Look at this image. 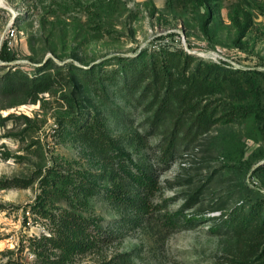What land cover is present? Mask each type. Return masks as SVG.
<instances>
[{"label":"rangeland","instance_id":"374dc122","mask_svg":"<svg viewBox=\"0 0 264 264\" xmlns=\"http://www.w3.org/2000/svg\"><path fill=\"white\" fill-rule=\"evenodd\" d=\"M186 1L2 0L0 86L12 70L33 75L46 65L58 83L36 103L0 110L7 116L0 121V178L35 176L29 187L0 191V202L6 205L0 210V252L14 248L24 236L48 231L47 221L31 212L30 204L40 192V169L45 172L58 161L94 178L98 191L80 211L111 234L70 264H236L234 258L243 256L244 238L239 241L230 231L213 227L221 220L218 206L231 210L264 195V17L241 0H209L210 7L204 4L199 12L185 7ZM244 10L252 12V24L239 43L231 15ZM160 48H182L195 62L261 72L256 114L215 123L205 131H197L184 116L180 147L165 162L162 147L179 107L173 100L169 110L155 114L164 92L155 96L148 75L139 73L137 83L127 76V86L123 77H108L104 90L94 84L75 93L63 75L70 73L71 65L97 66L112 74L119 58L145 59ZM8 97L0 94V107L9 104ZM207 102L217 106L218 115L232 105L251 104L240 91L209 96ZM81 108L88 114L100 111L106 131L121 149L158 175L159 189L149 213L112 201L108 194L114 187L115 162L103 160L77 133L62 128L61 122ZM66 202L55 199L59 207H67ZM170 216L175 220L170 222ZM5 258L0 253V263ZM27 260L33 262V255L27 254Z\"/></svg>","mask_w":264,"mask_h":264},{"label":"trees","instance_id":"16d2710c","mask_svg":"<svg viewBox=\"0 0 264 264\" xmlns=\"http://www.w3.org/2000/svg\"><path fill=\"white\" fill-rule=\"evenodd\" d=\"M241 2L264 17V4L252 3L250 0ZM184 4L197 12L204 4L210 7L209 0H187ZM231 21L237 28L236 41L240 43L252 24V12H235L231 15ZM209 22L210 18H207L202 24L204 30H208ZM9 58L12 57H7ZM147 65L149 68L146 70L144 68ZM70 67V73L63 75L72 83L73 93L80 92L79 89L83 86L94 84L103 89L108 77H123L127 86V76H130V81L136 80L137 83L141 82L139 73H144V77L148 75L155 96L164 92L155 114L159 116L169 110L175 100L179 107V116L162 147L161 158L165 162L172 160L180 147L179 135L184 127L181 119L184 116L190 118L197 131H205L215 123L226 124L250 119L257 112V104L254 103L260 92L258 75L261 72L252 69L232 70L202 60L195 62L194 56L182 48H160L145 59L130 61L119 58V66L112 74L109 71L103 72L97 66L85 69L72 65ZM39 71L33 75L19 69L10 71L2 81L0 94L9 96L11 101L0 107V110L25 102L36 103L41 100L42 93L52 91L58 83L56 75L48 65ZM58 73L62 75V72ZM238 91L246 94L251 104H235L218 115L217 106L211 107L208 102L203 103L209 96ZM6 117L0 113V121ZM61 126L65 132L77 133L87 141L92 149L100 153L103 160L115 162L116 168L112 173L114 187L109 189L108 194L112 201L141 214L149 213L153 206L152 197L159 189L158 175L136 163L128 152L121 149L118 140L106 131L100 111L88 114L83 108L78 109L76 114L62 121ZM116 175L119 179H116ZM37 177L40 192L30 204V211L47 221L48 231L40 235L24 236L14 248L0 252L6 257L0 264H70L77 254L91 251L111 238V234H105L93 219L84 216L80 211L89 205L90 198L98 191V186L89 172L75 169L68 162L56 161L45 172L40 169ZM34 180L35 176L1 177L0 191L14 187L26 188ZM56 198L67 201L68 206H56ZM5 208V203L0 202V210ZM217 209L221 210V220L213 228L226 229L238 237L239 241L244 238L243 244L248 247V253L246 247L243 256L237 255L234 258L235 263L264 264V195L243 200L231 210H224L223 206H218ZM169 220L171 222L175 219L170 216ZM27 254L33 255V262L27 260Z\"/></svg>","mask_w":264,"mask_h":264},{"label":"bare ground","instance_id":"6f19581e","mask_svg":"<svg viewBox=\"0 0 264 264\" xmlns=\"http://www.w3.org/2000/svg\"><path fill=\"white\" fill-rule=\"evenodd\" d=\"M0 5L2 6L3 5V2H2V0H0ZM5 6V5H4Z\"/></svg>","mask_w":264,"mask_h":264},{"label":"built area","instance_id":"2783aa9c","mask_svg":"<svg viewBox=\"0 0 264 264\" xmlns=\"http://www.w3.org/2000/svg\"><path fill=\"white\" fill-rule=\"evenodd\" d=\"M185 49L190 52V50H188V48L186 46H185Z\"/></svg>","mask_w":264,"mask_h":264}]
</instances>
